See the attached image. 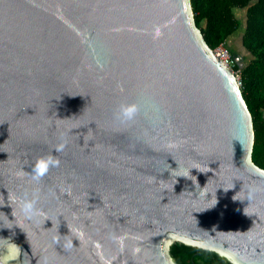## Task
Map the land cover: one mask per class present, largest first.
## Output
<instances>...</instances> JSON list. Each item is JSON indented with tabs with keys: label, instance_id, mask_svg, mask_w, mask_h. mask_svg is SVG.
Instances as JSON below:
<instances>
[{
	"label": "water",
	"instance_id": "obj_1",
	"mask_svg": "<svg viewBox=\"0 0 264 264\" xmlns=\"http://www.w3.org/2000/svg\"><path fill=\"white\" fill-rule=\"evenodd\" d=\"M252 143L189 0H0V264H264Z\"/></svg>",
	"mask_w": 264,
	"mask_h": 264
},
{
	"label": "trees",
	"instance_id": "obj_2",
	"mask_svg": "<svg viewBox=\"0 0 264 264\" xmlns=\"http://www.w3.org/2000/svg\"><path fill=\"white\" fill-rule=\"evenodd\" d=\"M192 21L205 46L226 47L228 38L240 27L233 10L244 9L240 45L250 55L241 66L239 91L251 118L253 143L251 162L264 170V0H189ZM231 56V52H229ZM167 254L174 264H229L216 252L173 242Z\"/></svg>",
	"mask_w": 264,
	"mask_h": 264
},
{
	"label": "clouds",
	"instance_id": "obj_3",
	"mask_svg": "<svg viewBox=\"0 0 264 264\" xmlns=\"http://www.w3.org/2000/svg\"><path fill=\"white\" fill-rule=\"evenodd\" d=\"M139 111V108L137 105H121L119 106L118 113H117V119H120L124 122L131 121L132 119L135 118ZM64 148V144L61 143L56 151H62ZM58 164V161L54 160V157L51 155L46 156V157H41L38 162H37V167L34 169V175L33 179H40L43 177L47 171L49 170V167L52 166L53 164ZM35 205V201H27L25 200V206L27 209H32Z\"/></svg>",
	"mask_w": 264,
	"mask_h": 264
},
{
	"label": "rangeland",
	"instance_id": "obj_4",
	"mask_svg": "<svg viewBox=\"0 0 264 264\" xmlns=\"http://www.w3.org/2000/svg\"><path fill=\"white\" fill-rule=\"evenodd\" d=\"M233 12L241 27L228 38L225 49L227 50L228 54L229 52L232 53L230 58L234 62L239 63L240 66H243L250 59L249 53L240 45V36L245 18V10L235 8ZM228 68L230 69V65H228Z\"/></svg>",
	"mask_w": 264,
	"mask_h": 264
},
{
	"label": "built area",
	"instance_id": "obj_5",
	"mask_svg": "<svg viewBox=\"0 0 264 264\" xmlns=\"http://www.w3.org/2000/svg\"><path fill=\"white\" fill-rule=\"evenodd\" d=\"M212 54L215 55L216 59L220 62L221 65H223L225 68H228V65H230V71L234 76L235 82L237 86H240L239 82V75H240V70L235 69L233 67L234 61L230 58V54L227 53V50L225 47L223 48V44L218 45L215 47L213 50H211Z\"/></svg>",
	"mask_w": 264,
	"mask_h": 264
},
{
	"label": "bare ground",
	"instance_id": "obj_6",
	"mask_svg": "<svg viewBox=\"0 0 264 264\" xmlns=\"http://www.w3.org/2000/svg\"><path fill=\"white\" fill-rule=\"evenodd\" d=\"M215 56V55H214Z\"/></svg>",
	"mask_w": 264,
	"mask_h": 264
}]
</instances>
